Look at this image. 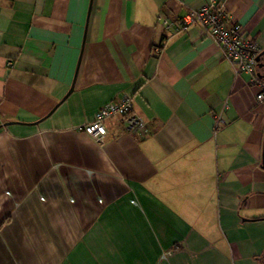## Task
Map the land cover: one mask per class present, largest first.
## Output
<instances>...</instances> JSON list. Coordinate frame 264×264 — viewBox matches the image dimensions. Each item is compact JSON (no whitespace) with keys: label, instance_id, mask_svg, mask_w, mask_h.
Masks as SVG:
<instances>
[{"label":"crops","instance_id":"0c3cea01","mask_svg":"<svg viewBox=\"0 0 264 264\" xmlns=\"http://www.w3.org/2000/svg\"><path fill=\"white\" fill-rule=\"evenodd\" d=\"M205 1L0 0V264H264L263 70L158 20ZM124 96L147 133L83 132Z\"/></svg>","mask_w":264,"mask_h":264},{"label":"built area","instance_id":"2783aa9c","mask_svg":"<svg viewBox=\"0 0 264 264\" xmlns=\"http://www.w3.org/2000/svg\"><path fill=\"white\" fill-rule=\"evenodd\" d=\"M158 20L171 35L182 33L191 26H198L220 48L222 56L231 64L235 75L252 72L257 65L256 57L263 50L256 39L245 36L242 28L231 21L218 0H206L199 8L185 12L175 21L161 14L158 15ZM254 82L259 88L255 95L256 100L264 101V82L258 79H254ZM111 118L120 119L127 130L139 134L147 133L146 122L132 112L129 96L103 104L95 112L93 119L83 125L82 130L95 141L102 142L107 135L105 121ZM167 253L162 252L161 257L164 258Z\"/></svg>","mask_w":264,"mask_h":264},{"label":"water","instance_id":"95a60500","mask_svg":"<svg viewBox=\"0 0 264 264\" xmlns=\"http://www.w3.org/2000/svg\"><path fill=\"white\" fill-rule=\"evenodd\" d=\"M264 54V49L258 54L256 57L257 60V66L262 68L263 73L260 75L261 78H264V62L260 61V57ZM7 124V123H5ZM2 125H0L1 127ZM262 166L264 167V137H263V148H262Z\"/></svg>","mask_w":264,"mask_h":264}]
</instances>
